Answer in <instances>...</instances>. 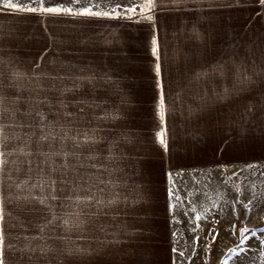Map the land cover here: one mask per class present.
<instances>
[{"label": "crops", "instance_id": "obj_1", "mask_svg": "<svg viewBox=\"0 0 264 264\" xmlns=\"http://www.w3.org/2000/svg\"><path fill=\"white\" fill-rule=\"evenodd\" d=\"M149 2L124 15H84L78 0L60 12L0 7L3 264H176L175 181L264 162V132L234 130L236 100H264V60L234 58V28L264 3ZM47 111L68 169L39 122ZM249 121L264 127V106ZM116 138L118 169H106Z\"/></svg>", "mask_w": 264, "mask_h": 264}, {"label": "rangeland", "instance_id": "obj_2", "mask_svg": "<svg viewBox=\"0 0 264 264\" xmlns=\"http://www.w3.org/2000/svg\"><path fill=\"white\" fill-rule=\"evenodd\" d=\"M8 2L0 0V7ZM10 2L25 9H47L56 8L58 3L65 6L69 0ZM77 4L80 12L88 9L92 13L124 15L142 9L145 0H78ZM255 15L259 19L250 20L247 26L236 24L241 28H234V58L264 60V13L260 11ZM261 101L246 104L243 100H236L243 111L237 116L240 119L234 120V130L245 125L244 128L248 129L245 132L251 136L264 132L263 125L255 127L249 121L254 110L264 106V100ZM101 104V99L95 100L96 109L100 112ZM51 116L47 111L45 116L39 115V122L45 123L46 118L48 144L53 149L55 145L58 148L62 141V168L68 169L69 146H64L63 138L60 141L54 126L51 127ZM250 128H257V131ZM114 133L117 136V130ZM236 133L234 141L242 140ZM115 140V144L114 140L106 142V169H118V166H114L119 148L117 138ZM260 140L264 141V135ZM94 169L97 167L94 166ZM200 176L196 178L186 174L176 180L172 188L171 215L176 264H264V162L234 161V169L207 170Z\"/></svg>", "mask_w": 264, "mask_h": 264}, {"label": "snow or ice", "instance_id": "obj_3", "mask_svg": "<svg viewBox=\"0 0 264 264\" xmlns=\"http://www.w3.org/2000/svg\"><path fill=\"white\" fill-rule=\"evenodd\" d=\"M262 3H264V0H261ZM151 6V0L149 2L148 5H146V7H150ZM4 7H10V8H13V9H17V10H20V11H32V12H35L37 11L36 8H23L21 7L19 4L17 3H11L10 0L8 3H6L4 5ZM40 11H46V12H60L61 9L60 8H47V9H44V8H41L39 9ZM63 11H70L69 9H63ZM132 11H135V9H133ZM84 15H100V13H92L90 12L88 9H85L84 12L82 13ZM103 15H107V13H103ZM149 19H151V17H149ZM155 40H153V54L155 55L156 54V48H155ZM156 71H157V74H159V65H157V68H156ZM159 109H160V112H159V115H160V119L163 120L164 119V102H163V98H161V101H160V105H159ZM158 136L160 137V143L163 145L165 144V140L163 138V133H159ZM46 139V137H45ZM0 264H3V261L0 260Z\"/></svg>", "mask_w": 264, "mask_h": 264}, {"label": "bare ground", "instance_id": "obj_4", "mask_svg": "<svg viewBox=\"0 0 264 264\" xmlns=\"http://www.w3.org/2000/svg\"><path fill=\"white\" fill-rule=\"evenodd\" d=\"M249 90V89H248ZM85 111V110H84ZM87 112V111H86ZM79 115H80V113H79ZM95 116H96V114H95ZM69 117V116H68ZM102 117V116H101ZM95 118V117H94ZM97 119V118H96ZM103 120V119H102ZM73 122V121H72ZM75 122V121H74ZM63 123H65V122H63ZM78 123V122H77ZM83 123V122H82ZM73 124H75V123H73ZM65 126H67V125H65ZM64 126V127H65ZM73 126V125H72ZM63 129V128H62ZM64 130V129H63ZM70 130V129H69ZM80 131V130H79ZM102 131V130H101ZM63 132V131H62ZM67 132V131H66ZM74 132V131H73ZM79 134H80V132H79ZM102 136V135H101ZM65 138V137H64ZM94 138V137H93ZM97 140V139H96ZM97 143V142H96ZM79 149V148H78ZM97 152V151H96ZM97 160V159H96ZM100 168H101V165L99 166ZM106 170V169H105Z\"/></svg>", "mask_w": 264, "mask_h": 264}]
</instances>
